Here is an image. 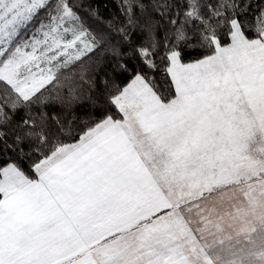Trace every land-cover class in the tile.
<instances>
[{
  "label": "snow or ice",
  "instance_id": "obj_1",
  "mask_svg": "<svg viewBox=\"0 0 264 264\" xmlns=\"http://www.w3.org/2000/svg\"><path fill=\"white\" fill-rule=\"evenodd\" d=\"M0 264H264V0H0Z\"/></svg>",
  "mask_w": 264,
  "mask_h": 264
}]
</instances>
